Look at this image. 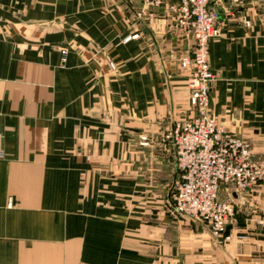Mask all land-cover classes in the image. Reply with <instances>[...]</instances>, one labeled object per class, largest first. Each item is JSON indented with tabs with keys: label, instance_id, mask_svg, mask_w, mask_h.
I'll return each mask as SVG.
<instances>
[{
	"label": "crops",
	"instance_id": "crops-1",
	"mask_svg": "<svg viewBox=\"0 0 264 264\" xmlns=\"http://www.w3.org/2000/svg\"><path fill=\"white\" fill-rule=\"evenodd\" d=\"M252 1L220 7L210 109L264 162ZM171 20L140 0H0V264H264V185L222 187L237 206L227 239L169 207L177 167L163 136L193 113L190 45Z\"/></svg>",
	"mask_w": 264,
	"mask_h": 264
},
{
	"label": "built area",
	"instance_id": "built-area-1",
	"mask_svg": "<svg viewBox=\"0 0 264 264\" xmlns=\"http://www.w3.org/2000/svg\"><path fill=\"white\" fill-rule=\"evenodd\" d=\"M248 1L140 0L146 9L165 6L176 28L189 39L190 54L181 65L190 68L187 86L193 113L175 121L164 135L174 147L177 167L171 205L175 214L206 224L215 238H228L225 232L237 210L234 201L220 197L222 187L250 192L264 185V162L255 157L252 143L220 124L210 109L216 80L209 62L210 41L222 35V12L232 16ZM242 18L251 24L246 15Z\"/></svg>",
	"mask_w": 264,
	"mask_h": 264
},
{
	"label": "rangeland",
	"instance_id": "rangeland-1",
	"mask_svg": "<svg viewBox=\"0 0 264 264\" xmlns=\"http://www.w3.org/2000/svg\"><path fill=\"white\" fill-rule=\"evenodd\" d=\"M252 1V0H251ZM254 1V0H253ZM252 1V2H253ZM256 2H253L252 4V9H254V13L255 14H257V16H264V0H255ZM248 6H249V8H251V5L250 4H248ZM248 6H246V7H248ZM172 18V17H171ZM172 24H174V26H175V22H174V20H173V18H172ZM188 40V42H189V39H187ZM62 52H63V57H62V60H63V62L64 61H66V54H67V50L66 49H63L62 50ZM188 92L190 93V91H189V89H188ZM191 115V114H190ZM190 116H187V117H185V118H180V119H177V120H175V121H179V120H184V119H187V118H189ZM167 132V131H166ZM165 132V133H166ZM165 133H164V135H165ZM163 138H164V136H163ZM165 139V138H164ZM146 140H147V137L146 136H141V142L143 143V144H145L146 143ZM170 194H171V191H170ZM220 197L221 198H224L225 197V194L223 193V194H220ZM169 207H170V209H171V212H172V214L173 215H175L176 217H182V216H179V215H177V214H175L174 212H173V210H172V205H171V195H170V198H169ZM183 218H186V217H183ZM188 218V217H187ZM189 219H192V218H189ZM261 219H264V218H261ZM192 220H194V219H192ZM197 221V220H196ZM263 226H264V222L263 223H261Z\"/></svg>",
	"mask_w": 264,
	"mask_h": 264
}]
</instances>
